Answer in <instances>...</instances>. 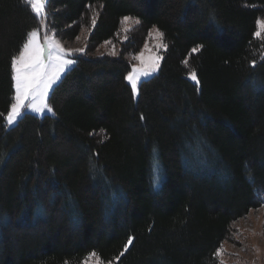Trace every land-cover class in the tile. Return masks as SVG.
I'll use <instances>...</instances> for the list:
<instances>
[{"label":"trees","instance_id":"16d2710c","mask_svg":"<svg viewBox=\"0 0 264 264\" xmlns=\"http://www.w3.org/2000/svg\"><path fill=\"white\" fill-rule=\"evenodd\" d=\"M45 13L0 0V264H221L234 221L264 204V0H46ZM124 17L167 45L137 98L125 77L141 30L117 56L89 54ZM45 26L67 40L88 27L87 50L52 114L8 127L11 58Z\"/></svg>","mask_w":264,"mask_h":264},{"label":"rangeland","instance_id":"374dc122","mask_svg":"<svg viewBox=\"0 0 264 264\" xmlns=\"http://www.w3.org/2000/svg\"><path fill=\"white\" fill-rule=\"evenodd\" d=\"M45 2H44V12H45ZM33 11L38 17H40L34 9ZM136 21L137 20L133 18H131L128 21L123 20L122 31L119 37H117L116 40L114 41H106L102 43L95 49L90 50L89 54L98 55V56L101 55L117 56L120 51L121 42H124L125 39L131 33L139 32L141 30L139 23H136ZM258 21H264V15H262ZM35 29L38 30V40L42 49H45L47 46V41L45 39V37L47 36L52 40L58 42L63 47V49H65L67 53L66 56L64 57L65 59L75 61L74 64L70 65L68 68L65 69V72L62 73L61 76L62 79L64 74L76 64V56L78 54L84 53L87 50V39L90 29L88 27H84L81 30L80 34L72 40L63 39L57 36L54 30H49L48 28H46V26L44 27V29L41 28H35ZM156 29H158L159 32H161L157 26H152L147 32H143L141 30L140 31L141 33H139L141 34V38L139 39L141 43L139 51L137 53H130V52L127 53L128 58H130L132 62L131 70L127 73V75L130 72H132V69L134 67L144 68L150 71L154 64H158L157 70L155 72H152L147 77H141V80L140 82H138L137 85L138 91H139L140 83L143 80H146L152 77L153 75H155L159 71V68L161 66V60L165 48L160 47V45H165V43L163 37L161 38L156 34ZM260 38H264V33H262ZM76 49H83V51H73ZM42 59H44L45 64H47L46 56L42 57ZM59 81H57L52 86V88L49 89L47 104L48 107L51 109L52 107L49 101L50 95L52 90L58 84ZM127 82L130 84L128 80ZM14 88H15V80H14ZM134 96L137 98L138 94ZM14 97H15V93H14ZM25 113H31L42 117L45 116L46 114H52L53 109L52 111L45 110L44 112H35L31 109L26 108L25 111L22 113V115L17 118V121L13 125L11 126L7 125V126L8 127L14 126ZM232 230H233L232 231L233 239L231 241H225L222 244V246L219 248L223 250L222 255H218L221 264H264V204L262 206L252 208L246 215L234 221L232 225ZM81 264H114V261L104 262L95 253V256H90L89 254Z\"/></svg>","mask_w":264,"mask_h":264},{"label":"snow or ice","instance_id":"6c2138e0","mask_svg":"<svg viewBox=\"0 0 264 264\" xmlns=\"http://www.w3.org/2000/svg\"><path fill=\"white\" fill-rule=\"evenodd\" d=\"M28 4L36 11L40 17H44V2L45 0H26ZM130 17H124V21L130 20ZM139 23V21H136ZM95 24V20H93ZM258 31L254 33L256 38H260L264 33V21H257ZM156 34L159 37H163V33L156 29ZM47 46L45 49L41 48L38 40V30L34 29L26 34V42L23 44V50L19 55H14L10 61V68L14 73L15 80V97L14 101L10 105V110L4 120L6 124L11 126L17 118L22 115L25 109H31L35 112L52 111L48 107L47 98L49 89L59 80H61L62 73L70 65L74 64V60L65 59L66 51L56 41L49 37H45ZM160 47L167 48V45H160ZM73 51H83V49H76ZM197 48H193L192 52H197ZM47 58V64H45L42 57ZM159 59V58H158ZM184 63H187L185 61ZM255 61L252 62L255 66ZM158 64H154L151 70L144 68H133L125 79L130 82L133 94H138V82L141 77H147L152 72L157 70ZM190 78L199 84L195 71L189 73ZM27 101V103H26ZM143 119V117H141ZM132 244V238L130 237L125 250L128 245ZM223 250L219 249L217 255H222ZM123 255V253H121ZM90 256H95V253H91Z\"/></svg>","mask_w":264,"mask_h":264}]
</instances>
